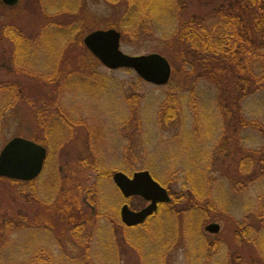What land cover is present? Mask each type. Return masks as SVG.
Listing matches in <instances>:
<instances>
[{"label": "rangeland", "instance_id": "rangeland-1", "mask_svg": "<svg viewBox=\"0 0 264 264\" xmlns=\"http://www.w3.org/2000/svg\"><path fill=\"white\" fill-rule=\"evenodd\" d=\"M68 1L18 0L11 12L3 11L16 20L21 37L14 42L9 38L0 41V75L3 80L20 83L16 94L21 102L13 117L0 121V151L15 137L44 142L47 139L49 150L46 149L42 172L29 181L33 183L18 185L19 181L0 178V214L17 215V222L10 227L9 247L0 257L21 262L46 247L52 255L47 253L43 258H48L50 264H75L73 259L85 258L84 250L77 246L82 236L64 234L61 226L68 220L63 219L67 216L63 213H86L94 211V206L96 212H104L112 219L124 203L134 211L143 208L147 203L139 197L124 199L111 177L118 171L131 176L150 168L152 178L169 187V203L191 189L197 194L193 198L196 206L180 212H166L159 206L150 224L135 231L110 223L108 216L106 220L91 219L85 224V238L91 245L86 262L222 264L223 251L221 256L208 259L206 250L223 246L225 251L238 245L235 223L241 227L247 222L260 191L253 189L248 195L237 192L219 172L207 173L208 167L222 165L215 163L219 148L213 144L221 136V121L203 112L214 103L215 87L203 81L195 84L193 101L190 102L191 94L185 95L182 114L177 115L179 122L174 123L170 119L175 115L173 100L184 88L179 68L173 69L169 56L163 55L165 47L147 33L140 40L120 42L124 54L164 57L170 66L169 85L144 82L131 70L107 69L82 43L87 34L105 24L100 0H74L76 8L65 15L51 16L52 12H46ZM81 2L85 8L78 9ZM218 3L220 0H185L184 8L194 13ZM186 10L182 13L188 18ZM63 22L76 25L65 38L48 28ZM2 95L0 104L8 100ZM261 95L255 94L243 103L246 116L256 118V106H262L264 100ZM161 118L169 119L170 124H160ZM258 119L264 123V117ZM258 134L249 129L241 137H247L246 146L258 147L263 143ZM83 199L91 208L82 204ZM47 203H53V211L45 208ZM211 223L219 225L217 234L205 231ZM52 225L54 229L47 228ZM72 246L79 248L73 251Z\"/></svg>", "mask_w": 264, "mask_h": 264}, {"label": "trees", "instance_id": "trees-1", "mask_svg": "<svg viewBox=\"0 0 264 264\" xmlns=\"http://www.w3.org/2000/svg\"><path fill=\"white\" fill-rule=\"evenodd\" d=\"M160 1L154 3L152 0H100L98 3L101 4L100 7L105 12V24L102 25V29L95 30L115 29L120 33V42L122 39L140 40L141 36L147 33L155 36L158 44L165 47L167 51L163 50V55L169 56L173 69L179 68L180 78H182L181 87L184 88L179 97L173 100L172 106H174L175 115L170 119L174 123L179 122L177 115L182 114L185 95L191 94L190 102L193 101L195 84L203 81L215 87L214 103L211 105V109L203 112L210 113L214 119L218 118L221 121V136L219 139L217 137L213 144L219 148V150L217 149L218 154H215V163L221 162L222 165L211 166L213 169L208 167L207 173L210 174L213 170L219 172L237 192L244 191L248 195L251 190L258 189L261 193L259 192L254 206L251 207V216L246 219L247 222L241 227L235 223L234 233L238 231L239 234L236 239V241L239 240L238 245L234 248L228 247L225 251L223 246L209 248L206 250V256L208 259L214 255L221 256L220 252L223 251L222 264H264V247H262L264 246V123L258 119L264 117V100L262 106L254 103V105H258L256 106L257 113L253 115L256 118L246 116L243 106V103H246L255 94L264 96V0H220L217 6L194 13L190 8L187 10L184 8L187 7L184 5L185 0ZM17 5L7 7L0 1V41L9 38L14 42L16 38L21 37V32L15 23L16 20H13L7 13L6 15L3 13L6 9L11 12ZM51 8L46 12H52L51 16H60L73 11L76 5L74 0H70L67 3L59 2L57 7ZM82 8H85L83 2L78 4V9ZM176 10L178 13L175 15L174 11ZM185 10L190 14L188 18L183 16L182 12ZM46 14L48 15V13ZM50 26L48 27L50 30H57L54 32L64 38L76 29L75 23L69 22L54 23ZM10 74L14 76L12 73ZM0 78V95L3 93L2 96L8 99L0 104L1 121L15 115L16 105L21 102L17 99L16 94L21 85L13 79L3 80L1 75ZM33 85L36 86V84ZM167 85H169V81ZM53 105L56 106V102ZM195 108L197 109V107ZM12 120L13 118L10 119V121ZM168 120L165 121L161 118L160 124H170L171 121L168 122ZM249 129L257 131L258 136L260 135L263 139L260 146H246L247 137L241 136L244 130ZM214 135L216 136V134ZM32 141L49 150L47 139L46 142L37 139ZM239 143L244 146H240ZM151 170L149 168L150 172H152ZM157 181L170 193L166 183L161 182L160 179ZM31 183L33 182H18L17 184L29 185ZM195 196L197 197L196 192L189 189L187 195L175 197L174 200L172 199V204L161 205L159 208L164 207L166 212L169 209L171 211L183 209L189 211L196 206L193 201ZM82 201L84 206L91 208L86 199ZM52 204L47 203L46 206H43L49 211L52 210ZM93 208L94 211L90 209V212L86 213H63L67 215L63 219L68 220L66 225L61 226L64 234L72 233L73 236H82L77 242L79 245H76L84 250L85 258L73 259L76 261L75 264L81 262L95 264L86 262L87 257L90 259L91 245L88 237L85 238V224L88 225V221L95 217L99 220H106L108 215H105L104 212H96L94 206ZM197 208L200 210L201 207L197 204ZM172 214L169 213V215ZM116 215L112 219L108 216L109 222L123 226L118 223ZM154 215L137 227L125 228L135 231L141 227H147ZM16 216L10 213L0 214V255L9 247L6 245L9 242L7 239L12 235L10 227L17 222ZM60 223H63V220L60 219ZM47 228L54 229V225ZM75 246H72L73 251L79 248ZM242 248L244 253L241 252ZM48 249L40 247L37 249L38 254L29 259L25 258L21 262L0 257V264H50L48 258H43L47 253V256L52 255Z\"/></svg>", "mask_w": 264, "mask_h": 264}, {"label": "water", "instance_id": "water-1", "mask_svg": "<svg viewBox=\"0 0 264 264\" xmlns=\"http://www.w3.org/2000/svg\"><path fill=\"white\" fill-rule=\"evenodd\" d=\"M18 0H1L7 7ZM120 33L115 29L95 30L83 38L84 47L105 68L133 71L144 82L165 86L170 79V67L158 54L130 56L120 50ZM46 150L32 141L20 137L12 138L0 151V178L29 182L42 172ZM112 182L124 199L139 197L147 203L137 211L122 205L119 210L121 223L128 228L145 222L156 211L158 205L167 204V190L156 182L148 171L134 172L127 176L122 172L112 174ZM210 234L219 232V225L211 223L205 227Z\"/></svg>", "mask_w": 264, "mask_h": 264}, {"label": "flooded vegetation", "instance_id": "flooded-vegetation-1", "mask_svg": "<svg viewBox=\"0 0 264 264\" xmlns=\"http://www.w3.org/2000/svg\"><path fill=\"white\" fill-rule=\"evenodd\" d=\"M130 198H133V197H130ZM130 198H127V199H130ZM127 201V200H126ZM123 205H126L130 210H132L131 208H130V206L128 205V203H124ZM159 207V206H158ZM157 207V208H158ZM140 210V209H139ZM132 211H134V210H132ZM157 212V209H156V211L153 213V214H155ZM116 214H117V212H116ZM152 214V215H153ZM117 217H116V219H118V223H120V224H122L121 223V221H120V219H119V213H118V215H116Z\"/></svg>", "mask_w": 264, "mask_h": 264}]
</instances>
